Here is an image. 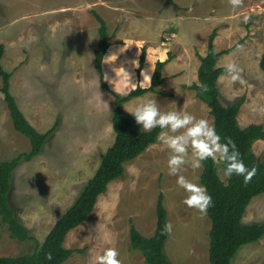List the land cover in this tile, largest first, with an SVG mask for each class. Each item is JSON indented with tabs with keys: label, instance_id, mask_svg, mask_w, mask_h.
<instances>
[{
	"label": "rangeland",
	"instance_id": "374dc122",
	"mask_svg": "<svg viewBox=\"0 0 264 264\" xmlns=\"http://www.w3.org/2000/svg\"><path fill=\"white\" fill-rule=\"evenodd\" d=\"M95 15L111 35L100 70L94 64L99 27ZM212 33L216 52L238 43L217 62L221 67L234 63L240 70L236 81L228 73L218 78L221 103L244 97L239 127L264 125V72L259 67L264 0H243L237 9L228 0H0L1 64L11 75L10 92L26 120L40 133L50 132L41 153L21 161L10 180L9 204L32 239H12L0 220V257L33 252L93 176L115 139L113 93L124 96L138 84L149 85L150 79L141 76L143 69L137 72L143 48V66L172 54L162 69L166 81L155 92L125 101L123 110L130 114L142 99L152 98L162 112L185 111L213 126L207 103L190 89L198 82L199 57L205 56ZM110 55L116 60L106 59ZM117 68H123L136 86ZM1 87L0 77L3 162L30 151V143L15 130ZM138 129L143 131L141 125ZM252 152L264 162V139L254 142ZM168 157V150L157 142L124 163V170L133 166L132 172L110 181L91 219L68 234L65 246L82 251L62 264H92L107 247L117 249L121 264H145L142 254L130 247V228L134 224L144 237L153 236L160 194L173 226L164 247L170 262L209 264L210 219L183 203L186 193L177 177L168 175ZM202 169L185 166L180 174L202 185ZM243 223L264 224V193L252 199ZM231 264H264V235L242 246Z\"/></svg>",
	"mask_w": 264,
	"mask_h": 264
},
{
	"label": "trees",
	"instance_id": "16d2710c",
	"mask_svg": "<svg viewBox=\"0 0 264 264\" xmlns=\"http://www.w3.org/2000/svg\"><path fill=\"white\" fill-rule=\"evenodd\" d=\"M95 17L99 27L94 64L97 70H100L101 61L110 45L111 35L107 31L105 21L97 15ZM213 38L214 33L208 38L205 56L199 57L198 82L192 84L190 89L195 90L197 95L207 103L213 117V126L217 134L221 136V142L226 143L227 139L230 138L234 141L244 164L249 169L252 167L257 169L251 182L245 185L243 176L238 175H233L231 178L225 177L224 182L218 174V166L211 159L202 163L203 169L199 179L212 197V206L207 210L211 223L209 264H231L242 246L255 243L264 235V224L246 225L243 223V215L252 199L264 193V162L258 160L252 152L254 142L264 139V125L250 124L244 128L239 127L237 117L244 97L228 105L221 103L217 80L227 72L226 67L218 66L217 62L222 54L232 51L238 43L233 45V48L216 52L213 46ZM3 52L4 47L0 44L1 92L13 126L17 132L29 140L30 151L22 152L9 161L0 162V220L12 239L25 242L32 237L29 236L26 227L16 219L15 212L9 204L10 180L12 172L21 161H29L41 153L42 146L50 132L40 133L37 131L19 109L10 92L11 75L1 64ZM145 55L146 51L143 48L139 57L138 74L143 68ZM170 60H172V54L169 53L167 59L155 62L148 87L142 88L138 84L135 89L124 96L113 93L112 130L115 132V139L102 155L100 165L95 173L86 182L73 204L56 220L43 242L36 245L33 252L16 256H2L0 257V264H62L74 252L82 251L65 246L69 232L91 219L98 196L106 191L110 181L124 174V163L135 159L144 153L150 145L158 142L157 135L161 130L159 128L151 132L139 130V125L135 122L134 116L126 113L122 105L133 97L141 96L147 92H155L156 87L166 81V77L162 75V69ZM259 67L264 72V49ZM201 86H206L207 91L202 90ZM105 88L108 89L107 86ZM222 169L223 165L221 164ZM162 201V194H160L156 209V227L152 237H144L135 225L131 224L130 247L142 254L145 264H172L164 250L169 234H161L164 224L169 222ZM49 252L53 255L52 260L45 258L46 253Z\"/></svg>",
	"mask_w": 264,
	"mask_h": 264
},
{
	"label": "clouds",
	"instance_id": "9594fccd",
	"mask_svg": "<svg viewBox=\"0 0 264 264\" xmlns=\"http://www.w3.org/2000/svg\"><path fill=\"white\" fill-rule=\"evenodd\" d=\"M228 2L233 9L243 6V0H228ZM244 19L247 21L248 18ZM108 58L116 60L115 55H110L106 59ZM115 70H119L132 87L136 86L130 83L129 74L123 68ZM239 71L234 63L226 65V72L233 81L239 79ZM141 75L144 80L150 79L144 73ZM201 87L202 90L207 91L206 86ZM129 113L134 116L135 122L142 126L143 131L151 132L156 128L161 130L157 140L169 152L168 175L176 176L177 185L186 193L183 203L197 210L202 216L206 215L208 208L212 206V197L208 194L206 187L193 183L180 174L185 166L199 169L204 161L211 159L214 164L223 165L222 171L225 177L243 176L245 185L256 175V167L249 169L244 164L234 141L228 138L226 143H222L221 136L206 119L197 118L185 111L162 112L156 99L152 98L142 99ZM172 227L170 222H166L161 234H171ZM118 256L119 253L115 247H107L93 258L92 264H121ZM45 258L52 260V253H46Z\"/></svg>",
	"mask_w": 264,
	"mask_h": 264
},
{
	"label": "crops",
	"instance_id": "0c3cea01",
	"mask_svg": "<svg viewBox=\"0 0 264 264\" xmlns=\"http://www.w3.org/2000/svg\"><path fill=\"white\" fill-rule=\"evenodd\" d=\"M160 53V52H159ZM157 55H159V54H157ZM163 59H164V57L161 55L160 57H159V61H163ZM156 61V60H155ZM150 63H151V60L150 61H146V63H145V66H143L144 68H142L143 69V71L141 72V73H144V75H147L148 73H150V75H151V73L153 72V70H154V65L155 64H153V65H151V67H150ZM142 76V75H141ZM143 80H144V78H143ZM148 80V79H147ZM144 81H146V80H144ZM150 83V82H149ZM149 86V85H148ZM94 140H95V137H94ZM159 142V141H158ZM145 153V152H144ZM143 154V153H142ZM141 154V155H142ZM130 166H132V165H130ZM130 166H128L129 167V169L127 168V166H126V169H125V172H124V175L125 174H128L129 173V170H131V172H132V169H133V166H132V169H130L131 167ZM130 172V173H131ZM94 173H95V170H94ZM93 173V174H94ZM71 232V231H70ZM69 232V233H70ZM68 236V235H67Z\"/></svg>",
	"mask_w": 264,
	"mask_h": 264
}]
</instances>
